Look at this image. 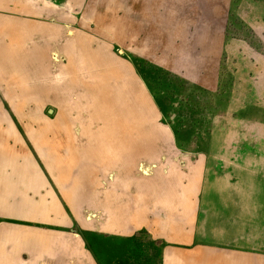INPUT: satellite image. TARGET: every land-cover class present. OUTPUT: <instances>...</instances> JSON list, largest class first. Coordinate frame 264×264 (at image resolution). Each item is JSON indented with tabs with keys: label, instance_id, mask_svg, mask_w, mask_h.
<instances>
[{
	"label": "crops",
	"instance_id": "0c3cea01",
	"mask_svg": "<svg viewBox=\"0 0 264 264\" xmlns=\"http://www.w3.org/2000/svg\"><path fill=\"white\" fill-rule=\"evenodd\" d=\"M35 1L0 0V56L10 58L0 62L11 70L9 60L37 62L43 51L49 59L48 48L56 56L52 42L60 29L55 35L48 22L51 7ZM145 1L132 6L126 1L131 30L150 22L159 28L164 21ZM58 17L69 21L63 13ZM2 121L13 145L7 140L0 146V264H264L263 140L256 149L243 150L238 142L243 137H212L214 150L206 153V161L184 160V174L178 157L166 150L164 143L171 141L165 136L142 134L130 140L135 152L113 154L106 146L104 160L71 151L85 142L82 123L71 121L68 128L81 129H69L61 146L67 162L58 161L63 157L58 151H51L47 161L60 176L55 181L60 180L62 192L48 187L37 195L34 182H53L44 166V178L36 168L25 173L15 150L20 131L10 120ZM198 169L204 171L199 184L192 182ZM181 175L190 183L182 184Z\"/></svg>",
	"mask_w": 264,
	"mask_h": 264
},
{
	"label": "rangeland",
	"instance_id": "374dc122",
	"mask_svg": "<svg viewBox=\"0 0 264 264\" xmlns=\"http://www.w3.org/2000/svg\"><path fill=\"white\" fill-rule=\"evenodd\" d=\"M126 1L132 6L135 0L35 1L39 6L51 7L48 22L54 34L56 28L60 29L52 42L56 56L49 54V48L47 55L54 63L52 71L57 80L48 79L47 71L40 72L43 66H36L31 75L11 70L0 62V135L6 138L0 139V146L7 140L13 145V136L2 121L6 118L14 130L20 131V148L16 146L15 150L25 173L29 176L36 168L43 177L44 166L53 182H34L37 195L45 193L48 187L62 192L60 180L55 181L60 176L50 171L47 161L51 151H58L63 156L58 161L67 162L66 147L61 146L66 145L70 131L62 124L46 125L55 120L60 110L66 112L63 100L85 103L82 82L103 80L105 69L92 59L117 68L126 84L134 85L145 106L137 103L131 111L146 121L145 134L169 138L171 142L164 143L165 148L178 157L184 174V160L206 161V153L213 149L212 137H243L238 141L243 150L256 149V142L264 141V127L252 125H264V0H146L149 11L155 7L159 12L156 16L164 21L159 28L155 23L144 24L142 30L140 23L131 30L125 22ZM60 13L67 15L69 21L59 20ZM70 57L77 75L73 82L69 81V73L58 69ZM36 59L41 63L43 57L38 55ZM118 83L122 85V79ZM19 88L26 92L18 94ZM53 88L56 91L52 95L61 99L52 100L40 94ZM88 118L84 115L83 119ZM75 121L81 124L78 119ZM78 126L69 129H81ZM43 128L47 132H42ZM74 166L80 169L79 165ZM56 167L60 168L59 164ZM203 172L198 169L192 182H203ZM189 180L186 175L180 176L184 185ZM22 191L28 193L24 181ZM71 229L79 228L72 225Z\"/></svg>",
	"mask_w": 264,
	"mask_h": 264
},
{
	"label": "bare ground",
	"instance_id": "6f19581e",
	"mask_svg": "<svg viewBox=\"0 0 264 264\" xmlns=\"http://www.w3.org/2000/svg\"><path fill=\"white\" fill-rule=\"evenodd\" d=\"M86 54L92 56L91 52H87ZM45 55L46 54L43 51V55H41L43 60L41 63L31 61L20 63L17 61L14 62L13 60H9V62L12 64L11 68L13 70H18L23 73L26 72L31 75L35 74L36 66H43L44 68H41L40 72L47 71V73L50 74L48 79L57 80L56 74L52 71L54 63L52 60L46 59ZM72 60V57L68 58L67 62L58 68L60 71L70 74V82H73L74 77L77 76L74 74V70L70 65ZM92 61L99 63L105 69L106 73L103 74V80L100 78L98 83L82 82V86L85 89L82 92V98L85 100V103L82 102V104H80V101L67 103L63 100L62 105L67 104L66 106H63L65 107L63 110L66 112L60 110V112L57 113L55 120L52 123H49V125L52 124L53 126H57L62 124L69 126L71 121L77 119L81 121L83 125L81 135L85 139V142L83 141L84 143L80 146H72L71 151L83 152L90 157L99 156L104 160V157L102 156H107L106 146L112 147V150L114 151L113 154L125 150L135 152L136 146L135 148L128 146L130 144L129 141L133 139L135 140L142 134H145V129H143V127L145 126L146 121L144 122L142 118L140 119L139 117L141 116L133 114L131 109H134L137 103L141 105L140 107L145 106V101L142 97L140 100L138 99L140 96L137 94L134 85H132V83L130 85L129 83L126 84L127 82L124 78H121L120 72L117 68H113L111 65L107 66L100 60L95 61L92 59ZM121 79L122 85L118 83L121 82ZM127 79L128 78L126 77V80ZM111 81H114V83L112 84ZM42 87L45 88L46 85L44 84ZM114 89H118L119 91ZM55 91L56 89L53 88L49 91L50 94L48 91L40 92V94L48 99L51 98L52 100L61 99L60 96L52 95L55 94ZM25 92L24 89L19 88L18 90V94H23ZM126 94H129L132 98H130V96L126 97ZM85 110H88V113H85ZM72 113H75L76 116ZM84 115L85 118L86 116L89 117L87 121L83 119ZM46 130L47 128H43L42 132H47ZM89 141H93V143H90Z\"/></svg>",
	"mask_w": 264,
	"mask_h": 264
}]
</instances>
